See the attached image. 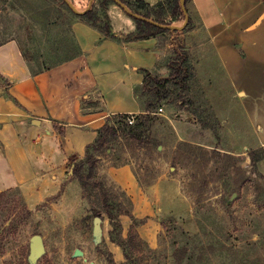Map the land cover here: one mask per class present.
Segmentation results:
<instances>
[{"label": "rangeland", "instance_id": "374dc122", "mask_svg": "<svg viewBox=\"0 0 264 264\" xmlns=\"http://www.w3.org/2000/svg\"><path fill=\"white\" fill-rule=\"evenodd\" d=\"M70 1L79 12L91 2ZM65 3L0 0V42L16 40L34 72L78 54L72 25L80 19ZM189 11L194 28L157 36L154 64L147 70L157 79L152 86L161 94L169 92L158 105L162 111L141 143L122 137L110 145L113 151L98 161L100 178L116 194L125 191L135 217L144 220L140 235L157 252L145 264H264V151L246 139L241 95L230 89L191 4ZM108 14L115 27L133 22L129 33L136 32L135 21L119 5H111ZM135 94L144 107L151 98L141 90ZM107 162L131 165L139 180L136 193L101 173ZM161 178L162 190L149 193L147 185ZM11 189L10 199L21 200L17 187ZM23 200L31 216L13 230H6L8 224L0 227V264H30V241L36 234L45 248L36 264H109L106 248L115 261L125 260L110 240L107 218L100 224L101 236L95 235L94 205L82 197L79 182L67 178L59 192L34 206ZM120 221L126 236L131 220L123 216ZM76 250L82 255L75 256Z\"/></svg>", "mask_w": 264, "mask_h": 264}, {"label": "crops", "instance_id": "0c3cea01", "mask_svg": "<svg viewBox=\"0 0 264 264\" xmlns=\"http://www.w3.org/2000/svg\"><path fill=\"white\" fill-rule=\"evenodd\" d=\"M190 4L230 89L241 95L246 139L264 147V0ZM72 29L78 54L35 72L16 40L0 46V191L17 187L30 206L60 191L107 119L146 113L135 90L143 85L141 70L154 64L158 39H113L81 20ZM114 30L133 32V22ZM101 173L131 193L139 189L129 164L107 162ZM164 183L146 189L162 190Z\"/></svg>", "mask_w": 264, "mask_h": 264}, {"label": "trees", "instance_id": "16d2710c", "mask_svg": "<svg viewBox=\"0 0 264 264\" xmlns=\"http://www.w3.org/2000/svg\"><path fill=\"white\" fill-rule=\"evenodd\" d=\"M97 1H99L97 7L95 6V0H93L86 10L80 13L74 12L65 1L64 3L73 17L86 21V23L90 24L106 37L113 39L121 38L126 42L155 38L169 31L162 29L157 24L174 26L176 23L185 21V14L180 4L181 0H160L155 5H151L144 0H138L135 3L120 0L131 12L140 16V18L131 16L136 25L135 33H118L115 32L112 19L108 14L109 7L117 3L114 0ZM191 1L186 0V7L189 14V4ZM193 28L194 20L189 16V23L183 32L190 31ZM179 33H181L180 30ZM4 43L0 42V46ZM23 55L26 58V54L23 53ZM141 71L144 73L145 78L143 85L137 88L135 92L140 93L141 90L144 95L151 96L145 102L144 108L146 113L134 116L130 114L112 116L117 119L116 121H112L111 118L107 119L106 124L98 130L95 141L87 146L85 157L82 160L74 162L72 174L69 178L70 181L79 182L82 189V197L94 205L91 210L94 217H101L103 221L107 218L112 226V230L109 233L110 240L121 248L125 260L122 262L115 261L113 253L106 248L103 255L109 264H145L157 254L156 249L152 248L140 235L139 227L143 224L144 220H139L135 217L132 198L125 191L122 194L113 192V189L101 180L98 167L99 159L103 157L105 152H109V150L112 152L113 149L110 148V145L120 138L124 137L140 143L144 140L146 131L149 130L150 125L158 115L159 103L168 96L169 92L164 91L161 94L157 85L155 87L152 86L153 81H157V79L153 78L147 70L144 69ZM163 87L164 90L167 89V86L163 85ZM131 117H134L133 124H129ZM180 144L186 145L185 142H180ZM257 150L264 151L263 147ZM257 150L250 153L252 161H255L254 155ZM127 164L129 163L123 165ZM113 166L118 167L119 165ZM16 191L21 199H18L17 202L10 199L12 189L0 191V218L2 219V221L0 219V227L8 224L5 226L6 230L17 228L31 216V211L26 207L20 189L17 188ZM14 202V206L11 207ZM2 213L6 216L4 219L2 218ZM123 216L131 220L126 236L123 235L124 229L120 221Z\"/></svg>", "mask_w": 264, "mask_h": 264}, {"label": "water", "instance_id": "95a60500", "mask_svg": "<svg viewBox=\"0 0 264 264\" xmlns=\"http://www.w3.org/2000/svg\"><path fill=\"white\" fill-rule=\"evenodd\" d=\"M67 5L72 8L74 10V12L76 13H80L79 11H77L73 5V3L70 1V0H64ZM93 0H91L92 2ZM120 7H122L125 12L127 14H129L130 16L132 17H136V18H140V16L134 14L133 12H131L127 6L125 4H123L120 0H114ZM90 2V4H91ZM180 4H181V7H182V10L185 14V22H184V25L182 27H177V26H169V25H161V24H157L159 27H161L162 29H165V30H172V31H175V30H184L188 23H189V14H188V10H187V7H186V0H181L180 1ZM85 13V12H83ZM101 222H103V220L101 219V217H96L95 220H94V224H95V235L97 236H101ZM45 253V248H44V242H43V237L39 234H36L34 235L32 238H31V241H30V255H29V263L30 264H36L37 261L39 259L42 258V256L44 255ZM82 255V252L79 251V250H76L75 252V256H81Z\"/></svg>", "mask_w": 264, "mask_h": 264}, {"label": "built area", "instance_id": "2783aa9c", "mask_svg": "<svg viewBox=\"0 0 264 264\" xmlns=\"http://www.w3.org/2000/svg\"><path fill=\"white\" fill-rule=\"evenodd\" d=\"M161 111H162V109H160V111L158 110L157 113H160ZM129 123H130V124H133V123H134V120L130 118V119H129Z\"/></svg>", "mask_w": 264, "mask_h": 264}]
</instances>
